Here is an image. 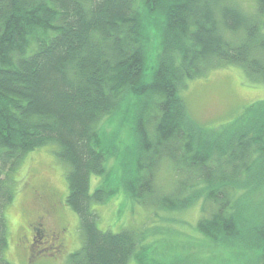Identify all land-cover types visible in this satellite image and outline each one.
<instances>
[{
    "label": "trees",
    "instance_id": "16d2710c",
    "mask_svg": "<svg viewBox=\"0 0 264 264\" xmlns=\"http://www.w3.org/2000/svg\"><path fill=\"white\" fill-rule=\"evenodd\" d=\"M251 4L0 0V264H11L5 209L15 171L44 146L68 166L66 202L79 221L81 246L67 264L200 262L194 252L157 261L143 232L99 229L92 205L112 188L91 193L90 178L108 180L113 158L129 198L166 211L199 204L204 243L246 252L240 264H264V99L218 129L193 119L180 93L188 80L231 65L264 83V0ZM149 21L159 38L150 72ZM120 115L129 116L130 142L107 145L105 124ZM163 164L167 188L156 184Z\"/></svg>",
    "mask_w": 264,
    "mask_h": 264
},
{
    "label": "rangeland",
    "instance_id": "374dc122",
    "mask_svg": "<svg viewBox=\"0 0 264 264\" xmlns=\"http://www.w3.org/2000/svg\"><path fill=\"white\" fill-rule=\"evenodd\" d=\"M146 29L149 36L147 71L150 72L159 38L151 21ZM180 93L193 119L206 127L219 129L234 123L244 107L264 99V83L248 79L240 67L231 65L211 69L199 78L188 80ZM125 116H115L105 124L104 138L109 139L107 145L113 143L120 147L130 142ZM54 150L53 146H44L28 152L15 171L14 199L5 209L8 225L5 258L11 264H67L70 254L81 246L77 214L66 202L68 166ZM116 161L113 158L109 162L108 180L98 175L90 178L91 193L100 186L112 188V196L107 201L92 205L98 216L99 229L143 232L150 248L155 246L158 249L156 260L161 262H164V257H169L168 253L174 256L193 252L199 257V264H240V259L249 261L250 256L246 252L231 254L218 245L211 247L204 243L196 230L201 215L199 204L181 211H166L129 198L118 186L120 163ZM170 175L163 164L156 176L157 186L167 188L168 180H172ZM37 217H42L47 232L65 241L61 251L48 248L47 240L40 232L36 235V246L29 248V230ZM150 257L153 258L154 254L151 253ZM130 264L134 261L131 260Z\"/></svg>",
    "mask_w": 264,
    "mask_h": 264
},
{
    "label": "flooded vegetation",
    "instance_id": "af4514ba",
    "mask_svg": "<svg viewBox=\"0 0 264 264\" xmlns=\"http://www.w3.org/2000/svg\"><path fill=\"white\" fill-rule=\"evenodd\" d=\"M30 236H29V248H34L37 244L36 241V235L38 236L40 233L41 235L46 238L48 243V248H53L55 251H61L63 247L65 246V241L59 237H57L55 234L47 232L45 228L43 227L42 223V217H37L32 222V226L29 230ZM40 232V233H39Z\"/></svg>",
    "mask_w": 264,
    "mask_h": 264
},
{
    "label": "clouds",
    "instance_id": "9594fccd",
    "mask_svg": "<svg viewBox=\"0 0 264 264\" xmlns=\"http://www.w3.org/2000/svg\"><path fill=\"white\" fill-rule=\"evenodd\" d=\"M240 3L246 9H251L252 8L251 0H240Z\"/></svg>",
    "mask_w": 264,
    "mask_h": 264
}]
</instances>
